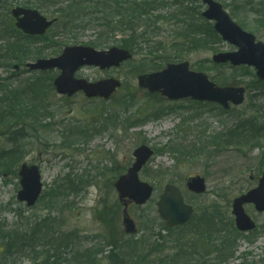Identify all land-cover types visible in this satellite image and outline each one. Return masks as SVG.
<instances>
[{"label": "rangeland", "instance_id": "374dc122", "mask_svg": "<svg viewBox=\"0 0 264 264\" xmlns=\"http://www.w3.org/2000/svg\"><path fill=\"white\" fill-rule=\"evenodd\" d=\"M216 1L222 5H228H225L226 11L230 15L231 11H234L239 16V19H234L235 22L238 24L243 22L246 28H242L264 43V27L260 28L259 33L253 32L252 28L256 25L255 21L258 17L249 10L255 9L262 0ZM66 2V0H52L51 2L0 0V41L1 38L10 39L11 25L15 23L11 15L13 8H32L51 20L58 16V11L67 4ZM100 2L103 0L84 2L83 7L88 6V10L95 9V7L102 9ZM203 10L204 8L200 9L201 13ZM159 13L166 15L167 11L161 10ZM157 26L162 27L157 40L165 41L169 54L171 53V56L176 58L172 63L187 62L193 71L208 75L221 86L245 87V103L224 112L215 105L195 106L191 105L193 102L190 100L172 103L158 95H149L146 91H140L137 78L141 74L153 72L143 69L140 73H136V68L144 65L140 58L147 55L145 46H143V52L140 51V54L136 55L130 63L123 64L119 69L101 71L99 68L85 67L78 70L76 79L96 83L113 78L122 81V86L108 101L87 99L83 93L73 98H66L56 94L55 90L48 91L44 105L49 108V118L40 116L36 123L26 121L22 124L26 128V134L24 142L21 143L22 150L16 155L20 156V162L15 165L14 159L6 162L0 160V264H44L42 244L34 243L32 246L23 241L17 243L10 236H13L12 233L15 231L28 232L39 218L48 215L56 219L59 233L68 234L71 239L76 238L74 241L80 250L92 249L95 245H101V241H95V238L106 235V232L117 234L115 237L120 244L124 230L122 217H120L121 220L118 218L119 198L113 186L119 178L118 173H121L124 168L128 169L129 164L133 163L134 150L144 145L153 150L156 149L157 154L139 176L142 182L154 186L156 191L151 201L141 209L129 204L131 217L138 224L143 222L144 230L152 226L155 233L161 232L163 228H161V219L158 217L156 204L167 183L179 186L186 197V203L193 205L196 212L187 228L163 233L170 244L166 245L167 254L176 252L175 247L178 246H175L174 243L177 240L174 238L178 239L180 235H186L190 230L194 233V227L191 225H197L202 212L210 208L212 204L219 205L222 221L234 225V216L231 214L233 200L256 187L258 185L256 179L261 178L264 173V135L260 140L247 145L240 151L236 150L235 146H229L219 149L220 153H218L213 145H208V151L218 153L211 163L207 162L204 154L198 155L194 161L195 159H185L177 153H165V146L171 144L182 151H189L202 144H208L211 139L229 130L236 125V119L239 117L251 115L264 118V83L256 79L252 68L247 67L244 72H236L229 66L222 68L213 65L212 58L216 53L235 51L226 43L218 47L184 52L183 55L179 54L177 57L171 47L173 42H177L174 36L178 28L175 21L167 24L160 23ZM62 29L54 28L48 36L49 39H54L53 36L56 35L57 37L52 40L56 43L43 40L37 45H32L42 52L41 59H55L67 47H93L100 31L98 27L93 26L76 30L75 34L65 33ZM123 36L122 33L109 36L107 37L108 44L97 49L108 51L109 48L118 47L124 39ZM148 58L150 61L145 65L151 66L154 64L152 61L155 56ZM35 60L37 59L33 54L30 55L29 61L25 62L31 63ZM11 73L10 69L6 70L0 66V78L4 79L3 83L6 84L5 80L12 76ZM47 73L53 74L55 78L58 74L57 71ZM16 75L13 76L11 83L7 84L24 85L26 80L33 78L35 74L24 72ZM155 114L164 116L156 119ZM116 115H122L117 122L119 128H114L113 123L108 124L110 128L103 124L104 119ZM124 120L130 124L132 122L143 124L125 133ZM79 127L87 130L88 134L101 132L100 136L85 141L81 136L76 135V132L80 130ZM105 128L107 130H104ZM6 133L8 131L0 132V152L14 147L5 139ZM22 164L39 167L44 184V198L30 210L24 204L17 202L20 190L17 172ZM207 164L209 168L206 167ZM224 168L232 172L231 185H227L230 188L234 186L226 193L219 187L224 184L217 179L218 173ZM197 175H202L208 183L207 192L200 197L188 192L186 184L189 177ZM252 175L255 176V180L251 182ZM72 181H75V185L71 187ZM71 188L76 191H65ZM53 189L60 191L58 192L60 194L63 192L66 194L57 195L56 206L50 208L46 200ZM142 209L146 210L145 213ZM246 212L258 224L259 230L253 236L251 235V239L238 237L234 242V255H226L223 264H264V214L254 211V207H248ZM113 216L116 217L114 228L111 220ZM151 218L157 221L151 222ZM106 222L109 223L107 228L105 227ZM201 229L202 227L198 228L199 231ZM223 230L229 233L225 231L227 228ZM7 234L10 238L6 236ZM141 235L142 233L137 234L134 239H138ZM191 237L188 238H194ZM217 238L220 240H214L213 245L221 243L223 234L220 236L218 234ZM129 239V236L124 237L126 241ZM202 244L206 245L207 242L199 241L198 247L201 248ZM108 250H112V247L109 246ZM208 254L210 253L206 254L209 257ZM110 255L100 254L97 263L111 264ZM215 257L216 253L212 258Z\"/></svg>", "mask_w": 264, "mask_h": 264}, {"label": "trees", "instance_id": "16d2710c", "mask_svg": "<svg viewBox=\"0 0 264 264\" xmlns=\"http://www.w3.org/2000/svg\"><path fill=\"white\" fill-rule=\"evenodd\" d=\"M45 1L51 2L52 0ZM66 1L67 4L58 11V16H56L60 23L58 22L54 28H63L62 31L65 33L75 34L76 30L91 26L98 27L100 31L97 42L93 43V47L96 49L108 44L109 39L107 37L122 33L124 39L121 41L120 47L130 50L133 57L140 54V51L143 52V46L147 48V55L140 58L141 63L144 65L136 68V73H140L143 69L152 70L153 72L161 71L166 65L175 62L176 58L171 56V53L169 54L165 41L157 40L162 28L157 26L160 23L167 24L170 21H175L178 27L174 35L177 42H173L171 47L177 57L179 54L183 55L184 52L204 50L209 47L222 45L221 38L214 30V24H210L202 17L200 9L204 6L200 5L199 0H103V2H100L102 9L95 7V9L91 10H88V6L83 7L84 2H88L87 0ZM161 10L167 11V14L161 15L159 13ZM249 10L250 13L258 17L252 30L255 33H259L260 28L264 27V0L255 9ZM231 12L233 19H239L236 12ZM240 24L244 29L246 28L243 22ZM11 28L18 39L12 41V43L10 41L4 43L3 39L0 41V66L13 71L15 65L18 64L22 67V63L25 60L29 61L30 55L35 54L36 58H40L42 52L29 45L33 40H39V38L23 36L13 27ZM56 37V35L53 36V38ZM46 40L52 42L54 39ZM52 43H56V41ZM151 56H155L154 61H152L154 64L151 66L145 65L150 61L148 57ZM233 70L244 72L246 68ZM13 78H9V80H13ZM54 79L53 74H35L33 78L26 80L24 85L7 84L11 83L10 81L0 85V132L8 131L5 134V139L14 146L12 149L0 152V160L6 162L14 159L15 165H17L20 156L16 155L22 150L21 143L24 142L26 134V128L22 124H25L26 121L36 123L40 116L49 118V108L44 103L47 100L46 93L54 91L52 84ZM160 116L154 115V117ZM246 116L237 118L236 125L218 135V137L211 139L208 144L213 145L217 150L235 146V149L240 151L247 145L254 144L260 140L261 136L264 135V118ZM121 117L122 115H116L109 119H104L103 124L110 128L108 124L113 123L115 124L114 128H119L120 126L117 122ZM127 122L126 120L123 121L125 123L123 126L125 133L143 124L140 122H132V124ZM104 130H107V128ZM96 133L100 134L101 132ZM83 136H85L86 140L90 138L88 135ZM165 148L169 149L171 153L182 155L185 159H195L202 154L208 158L211 155V151L207 152V144L189 151H182L171 144ZM220 173L223 176L217 179L222 181L224 185H219V187L224 193L231 191L234 186L230 188L227 184L231 185L232 172L226 171L224 168L220 170ZM119 175L120 173L117 176ZM55 203L57 201H51L48 202V205L50 208L52 206L54 208L56 206ZM118 209H120L121 214L123 210L120 206ZM219 210L218 204H212L210 208L202 212L199 220L195 218V220H198V224L191 225L194 227V233L190 230L188 234L180 235L178 239L174 238L177 240L174 244L178 247H175L176 252L173 254H167L166 245L170 244H168V239L165 238L163 233L184 229L183 227L168 230L161 222L162 231L155 233L152 226L144 230L142 222L140 224L141 237L136 240L130 238L126 241L122 233L123 239L121 238L122 242L120 244L117 241V237H115L116 235L109 234L106 238L112 242L110 244L115 245L118 251L116 254L112 252V255L109 256V261L111 264H223L226 255H234V242L238 237L251 239V235L253 236L256 232L254 231V233L249 235L239 234L233 223L228 224L222 221L223 218L219 214ZM145 211L143 210V213ZM150 221L155 222L157 219L151 218ZM201 227L202 229L199 231L198 228ZM226 228L227 230L225 231L229 233L224 232L223 229ZM218 234L219 236L223 234L222 241L218 245L217 243L213 245L212 242L214 240H220V238H217ZM12 235L10 237L15 239L17 243L23 241V243L32 244V246L34 243L42 244L44 264H98V256L105 253L98 250L100 245L94 249L80 250L68 234L59 233L56 219L52 215L39 218L30 229L29 234L24 236L15 231ZM6 236L8 237L9 234ZM188 237L194 238L190 239ZM199 241L207 242L206 245L202 244V250L198 247ZM72 248L74 250L70 251ZM207 253H210L208 254L209 257L206 255ZM214 253H216V257L213 259Z\"/></svg>", "mask_w": 264, "mask_h": 264}, {"label": "water", "instance_id": "95a60500", "mask_svg": "<svg viewBox=\"0 0 264 264\" xmlns=\"http://www.w3.org/2000/svg\"><path fill=\"white\" fill-rule=\"evenodd\" d=\"M205 4L206 10L203 16L211 23L215 22V30L223 37V40L238 51L233 53L216 54L214 64L230 63L236 66H250L256 69V75L264 81V43L257 42L255 37L244 32L240 26L233 22L229 14L221 4L215 0H200ZM13 16L17 21V28L31 36H43L53 26L56 20L48 21L36 10L17 8L13 10ZM55 59L38 60L30 64L28 68L34 71L59 69L61 75L55 81L57 92L62 95L74 96L78 91L85 93L87 98H104L105 100L120 88L121 83L109 79L93 84L84 80H76L77 70L83 66L99 67L101 70L119 68L123 62L130 61L132 55L129 51L120 48H111L108 51H98L91 47H71ZM139 80L140 89L152 93H160L170 101L185 100L191 98L194 101L218 103L226 110L230 109V103L235 106L245 100V89L241 87L222 88L215 85L207 75L192 72L189 64L168 65L162 72L142 75ZM134 166L129 169L115 184L119 193L120 202L124 204L123 226L126 234L135 235L138 231L134 220L129 217L127 201L135 205L143 206L152 198L154 188L148 183H142L139 173L154 156L152 150L143 146L133 153ZM21 190L18 193V202L27 203L28 208L36 205L42 193V181L39 170L36 167L24 165L20 169ZM258 188L249 191L233 201L232 214L235 216V225L239 232H252L256 224L245 212V205H255L258 213H264V175ZM188 189L196 195L206 192L207 186L202 177L192 178L188 181ZM160 218L166 221L167 227H179L187 224L194 211L192 206H187L179 188L168 185L164 194L157 203Z\"/></svg>", "mask_w": 264, "mask_h": 264}, {"label": "flooded vegetation", "instance_id": "af4514ba", "mask_svg": "<svg viewBox=\"0 0 264 264\" xmlns=\"http://www.w3.org/2000/svg\"><path fill=\"white\" fill-rule=\"evenodd\" d=\"M11 15H12V10H11ZM15 23H14V25H16V21H14ZM18 39V37L15 35V33L12 31V33H11V35H10V39H9V41H10V43H12V41H14V40H17ZM26 61V60H25ZM23 62L22 64H23V66L22 67H20L18 64H17V66H18V68L20 69V70H23L24 68H26L27 69V61L26 62ZM16 66V65H15ZM217 177H220L219 175L217 176ZM255 180V176L254 175H252L251 177H250V181L252 182V181H254ZM256 180H258V183H260V178H257ZM70 190H73L72 188L71 189H66L65 191H70ZM51 192H60V191H58V190H56V189H53ZM245 211H247V208H245ZM116 217H112V219L111 220H113V228L114 227H116L115 226V219ZM253 220V219H252ZM254 221V220H253ZM256 223V222H255ZM21 234H23L24 235V233L23 232H21Z\"/></svg>", "mask_w": 264, "mask_h": 264}, {"label": "bare ground", "instance_id": "6f19581e", "mask_svg": "<svg viewBox=\"0 0 264 264\" xmlns=\"http://www.w3.org/2000/svg\"><path fill=\"white\" fill-rule=\"evenodd\" d=\"M28 66H29V64L27 65V69H28Z\"/></svg>", "mask_w": 264, "mask_h": 264}]
</instances>
